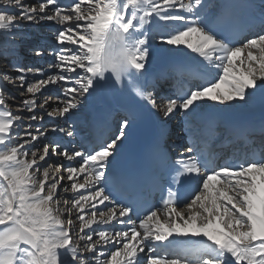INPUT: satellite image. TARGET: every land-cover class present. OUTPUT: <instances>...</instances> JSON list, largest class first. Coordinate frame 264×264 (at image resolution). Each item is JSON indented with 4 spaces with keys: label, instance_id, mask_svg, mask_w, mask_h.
<instances>
[{
    "label": "snow or ice",
    "instance_id": "obj_1",
    "mask_svg": "<svg viewBox=\"0 0 264 264\" xmlns=\"http://www.w3.org/2000/svg\"><path fill=\"white\" fill-rule=\"evenodd\" d=\"M46 22L59 25L54 41L31 50L47 48L53 62L0 63V264H264V156L201 147L222 121L237 138L248 131L226 114L264 112V0H7L0 56L17 47L23 24ZM163 54L179 58L167 67L185 76L175 92L154 82ZM5 81L31 94L16 105L30 115L8 110L16 97ZM50 84L59 94L38 97ZM57 113L66 119L52 131L72 138L66 144L41 130ZM148 116L156 134L143 170L117 171ZM177 117L191 143L173 158L159 137ZM150 190L162 195L158 207L145 206ZM113 221L119 230L104 227Z\"/></svg>",
    "mask_w": 264,
    "mask_h": 264
},
{
    "label": "bare ground",
    "instance_id": "obj_2",
    "mask_svg": "<svg viewBox=\"0 0 264 264\" xmlns=\"http://www.w3.org/2000/svg\"><path fill=\"white\" fill-rule=\"evenodd\" d=\"M27 1V0H26ZM62 2H64L63 0H62ZM67 2H69V0H67ZM33 27H36L35 25H33ZM50 33L49 32H44V33H38L37 35H40V39H41V44L43 43V44H45V42H47L46 40H44L45 38H47V37H49V36H52V35H49ZM46 45V44H45ZM45 54V53H44ZM193 56H195V55H197V54H195V53H193L192 54ZM50 58H52V56L50 55ZM49 58V60L48 61H50L51 59ZM174 58H177V57H174V56H170V55H168V54H163V55H161V57L159 58V60L153 65V68H152V72L153 73H155V76H154V79H158L159 77H169V76H171V77H173V75H174V71H173V69H170V68H168L167 67V65H169L170 64V62L174 59ZM50 62H53V60H51ZM36 65H39L40 67H46L45 65H44V62L43 61H40V60H37L36 61ZM175 80V77H174V79L172 80V81H174ZM179 80L180 81H185V76H182V77H180L179 78ZM58 86L57 85H48V87L47 88H45V89H43V91H42V93H38L37 94V96L38 97H40V96H42L43 95V93H46V92H49V91H55L56 90V88H57ZM168 87V86H167ZM58 91V90H57ZM172 92H175V90H173ZM52 93V92H51ZM20 96V95H19ZM22 97V99H23V97L24 96H21ZM24 99H27V98H24ZM159 102V101H158ZM51 103V102H50ZM205 103H212V102H210V101H206ZM50 106V105H49ZM117 112H118V109L116 110ZM25 115V114H24ZM249 117H253V118H255L256 119V122H254L257 126H260V124H261V121H262V119H264V112H262L261 110H260V108L259 107H255V108H253V109H249V110H243V111H236V112H233V113H231V114H226L225 115V121L227 122V123H229V121H233V120H236V119H241L242 121L244 120H246L247 121V119L249 118ZM148 118V123H149V125L150 126H154L155 124H156V122H155V117H151V116H148L147 117ZM53 119V118H52ZM169 120H170V122L172 121L171 120V118H169ZM56 122H58V120L56 121ZM170 122L167 124L168 126H169V124H170ZM32 123H34V122H32ZM147 126H148V124H147ZM66 127V126H65ZM183 127H184V125H183ZM52 129L53 128H51V131H50V133L51 134H48L47 132V136L44 138V139H48V141H55L56 140V138L59 136V138H60V142L62 141V138H61V134L60 133H57V132H53L52 131ZM28 130V129H27ZM32 131H35L34 129H32ZM262 138L261 137H258L257 135H256V138H255V141L256 142H259V140H261ZM62 143V142H61ZM80 145H78V146H76V147H79ZM56 161H61V158L60 157H55L54 158V162H56ZM64 163H68L67 161H63ZM81 179H83L82 177H81ZM187 214V213H186ZM159 216H163V221L165 220V214H160ZM160 219H161V217H160ZM114 222V221H113ZM116 222H114V223H112V224H115ZM108 226H112V225H105L104 227H108ZM93 227H96V225H94ZM121 227V226H120ZM86 231H88L87 229H86ZM141 231V235H143V230H140ZM204 239L203 237H192V236H189V237H187V238H182V239ZM141 255H143V254H141ZM123 259V258H122Z\"/></svg>",
    "mask_w": 264,
    "mask_h": 264
},
{
    "label": "rangeland",
    "instance_id": "obj_3",
    "mask_svg": "<svg viewBox=\"0 0 264 264\" xmlns=\"http://www.w3.org/2000/svg\"><path fill=\"white\" fill-rule=\"evenodd\" d=\"M28 2H30L31 0H27ZM28 2H26V3H28ZM29 25L28 24H23L22 25V27L20 28V30H19V33L17 34V38H16V40L14 41V43L17 45V47L16 48H14V49H12V48H10V49H8V53H7V55L6 56H0V63H2V64H4V65H7V64H9V62H7V61H9L8 59H10V58H8V56H10L11 54H19V53H21V54H23V52H20V51H23L24 49H28V48H25V47H23V46H26L27 44H30V41H31V38H32V36H33V34H32V32H30V33H27V35L28 36H23L22 35V32L23 31H26V29H27V27H28ZM31 30L30 31H32V28H30ZM0 31H3V30H0ZM44 32H48V31H40V32H38V33H44ZM50 33V32H49ZM35 36H38V38L40 39V36L39 35H37V33L36 34H34ZM49 35H51V33L49 34ZM37 38V39H38ZM11 39V38H10ZM12 52V53H11ZM25 53V52H24ZM6 71H8L9 72V75H17L18 73H16L15 71H12V70H10V69H5ZM5 84L7 85V87L10 89V95L11 96H15L16 97V99L14 100V101H10L9 102V105H8V110L10 111V112H12L13 114H25L26 116L27 115H30L31 113H29L28 111H27V109H25V108H23V107H17L16 105H18L19 103H20V101L21 100H23L24 98H31V94H27V95H25L24 97H23V99H22V95H21V92L23 91V89H19V88H17V87H15L14 86V84H12V83H9V82H7V81H5ZM55 91H57V88H56V90ZM20 95V96H19ZM48 95V94H47ZM38 103L40 102L39 101V99H38V101H37ZM50 106H49V110L51 109V107H56L58 104H49ZM0 107H2V106H0ZM36 111L37 112H42L43 110H41V109H39V108H37L36 109ZM53 118V119H52ZM58 118H60V116H59V114L57 113L54 117H48V116H46L45 115V120L43 121V122H41V123H44V128L43 129H41L42 131H46L48 134H51L50 133V131H51V128H49L48 129V124H49V122L50 123H53V120L56 122L57 120H58ZM61 119H66V117H64V118H61ZM51 120V121H50ZM247 121H249V122H251V123H254V122H256V119L255 118H253V117H249L248 119H247ZM24 123H25V125L28 123V121L27 120H25L24 121ZM34 123H36V122H34ZM63 126H66V125H63ZM27 129L25 128V129H21V132L23 133L24 131H26ZM46 141L48 140V139H45ZM55 175H57V176H59L60 175V173H54ZM65 195H76V193H67V194H65ZM194 210H198V209H194ZM61 211H64V208H63V200L61 201ZM86 211H87V209H86ZM161 217V221H163V216H160ZM165 219L167 218L166 216L164 217ZM115 222V221H114ZM114 222H112V223H114ZM110 225H112V224H110ZM123 257H121L120 259H122Z\"/></svg>",
    "mask_w": 264,
    "mask_h": 264
},
{
    "label": "clouds",
    "instance_id": "obj_4",
    "mask_svg": "<svg viewBox=\"0 0 264 264\" xmlns=\"http://www.w3.org/2000/svg\"><path fill=\"white\" fill-rule=\"evenodd\" d=\"M0 2H7V0H0Z\"/></svg>",
    "mask_w": 264,
    "mask_h": 264
}]
</instances>
